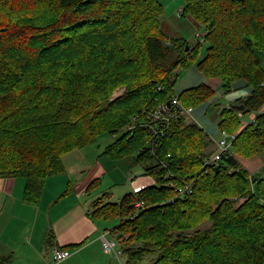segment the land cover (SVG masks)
Here are the masks:
<instances>
[{"label": "trees", "instance_id": "obj_1", "mask_svg": "<svg viewBox=\"0 0 264 264\" xmlns=\"http://www.w3.org/2000/svg\"><path fill=\"white\" fill-rule=\"evenodd\" d=\"M185 2L183 16L205 27L203 58L201 43L169 33L158 0H0V178H26L24 201L38 205L65 155L116 137L104 154L133 157L157 181L92 203L93 219L119 222L110 231L127 264H264V180L237 158L264 155V0ZM194 63L226 91L251 87L223 110L219 127L236 139L211 164L212 143L189 118L149 129L175 97L189 108L214 96L206 85L175 94L177 69Z\"/></svg>", "mask_w": 264, "mask_h": 264}, {"label": "crops", "instance_id": "obj_2", "mask_svg": "<svg viewBox=\"0 0 264 264\" xmlns=\"http://www.w3.org/2000/svg\"><path fill=\"white\" fill-rule=\"evenodd\" d=\"M158 1L163 6L164 12L165 7L172 2L181 1L182 8L186 6L185 0ZM180 15L183 16V12ZM204 34L205 27L202 25L201 31L196 33L197 41L193 43L194 45L188 41L191 46L201 43V51H205L206 55L208 45L205 43ZM172 35L184 37L176 32ZM184 68L188 71H184L183 68L178 71L180 77L176 79L174 87L176 95L200 85H206L215 91L214 96L209 100L192 107L194 111L191 118L201 124L200 128L203 127L201 129H204L212 143L207 150L217 156L220 154L218 144L224 132L219 127L221 114L239 98H248L251 87L246 80L240 79L232 84L230 91H226L221 79L206 77L196 63ZM256 116V113H251L242 116L241 119L246 125L253 122ZM85 149L87 147L64 156L65 172L47 178L38 205L24 201L26 178H0V260L7 257L5 264H123L118 261H122L124 255L120 259L113 258L102 250V235L116 238L110 231L112 228L108 226V222L116 221L98 220L90 216L92 203L98 199V196L94 193V189H89V185L95 180L100 185L101 177L103 179L109 177L108 189L127 182L133 186V193H136L135 188L143 189L149 186L144 178L132 174V164H143H137L132 157L133 161L128 164L131 171L123 175V172H127L126 169L123 172L117 170L121 165H112L113 162L107 158L113 161L116 159L104 154V151L101 153L100 149L94 163L84 165L75 162L74 159L70 160L72 156H78ZM237 158L251 178L264 180V155L248 158L237 156ZM117 176H123L124 179L116 178ZM107 194L110 199V193ZM55 247L67 248L71 252L70 257L55 263L52 254Z\"/></svg>", "mask_w": 264, "mask_h": 264}, {"label": "rangeland", "instance_id": "obj_3", "mask_svg": "<svg viewBox=\"0 0 264 264\" xmlns=\"http://www.w3.org/2000/svg\"><path fill=\"white\" fill-rule=\"evenodd\" d=\"M182 6H183V3H181V1H179L178 3L172 2L170 3L169 6H166L165 12H164V24L167 27L169 33L172 34L173 32H176L184 36L187 40L191 42L192 45H194L193 43L197 41L196 33L197 31H201L202 25L196 22L191 16H188L187 14L185 16H181L180 14L182 13V10L184 9L182 8ZM200 34H202V32ZM204 55H205V51H201V56L204 57ZM179 69H182V67H179L177 69V72L179 71ZM183 69L184 71H188L187 68H183ZM179 72L177 74V78L180 74ZM122 90L123 89L119 90L118 93H121ZM115 140H116V137H112V136L103 137L98 140V143H95L94 145H91L87 147V149L81 151L78 156H72L70 160L74 159L75 162H80V163H83L84 165L94 163L97 160L98 149H100V152L102 153L105 150V148L109 146L111 143H113ZM107 159L113 162L112 165L113 164L121 165L120 168H117V170L123 172L124 169H126L127 172H123L122 173L123 175L130 173L131 169H130V165L128 164L133 161L132 157H125L122 160L116 159L114 161L111 160L109 157ZM132 165H133L132 174L134 175L138 174L137 176L139 177L141 176L142 178H144L145 182L148 185L157 184V181L153 177L150 178V176L148 175L144 176L145 174L144 164L143 165L132 164ZM132 177H135V176L132 175ZM101 178L102 179H101L100 185H98V181H97L95 188H93L94 193L97 194L98 198L102 197L106 193H110L111 196H110L109 202L119 203L126 194L133 193V186H131L130 183L124 182L121 185H115V187H111L110 189H108L110 178L109 177H106L105 179H103V177ZM116 178L124 179L123 176L122 177L117 176ZM118 224L119 222H114V223L108 222V226H110L111 228H113V226H117ZM154 258L155 256L146 257L144 261L142 262V264L151 263L152 261H154ZM118 262L119 263L123 262V264H127V257L124 256L122 258V261H118Z\"/></svg>", "mask_w": 264, "mask_h": 264}, {"label": "built area", "instance_id": "obj_4", "mask_svg": "<svg viewBox=\"0 0 264 264\" xmlns=\"http://www.w3.org/2000/svg\"><path fill=\"white\" fill-rule=\"evenodd\" d=\"M122 93H123V90L121 93H118L117 95H121ZM173 105L177 107V110L175 112H173V110H170V108L167 107V105H160L158 109L152 114L151 116L152 122L153 123L156 122L157 123L156 125L161 127L159 131L157 127H155L156 126L155 123L153 124V126L149 125L150 127L149 129L155 135H158V133L160 132L161 133L165 132V129H167V127L169 126V124L172 122L173 119H176L178 117V114L189 118L193 124L200 127V124H198V122L195 119L191 118L193 116V111H194L192 107L182 108L179 104L178 97L174 98ZM133 128L134 126H131L127 128L126 131L127 130L130 131ZM235 139H236L235 134L230 135V134L223 132L222 139L220 140L218 144L220 154L217 156H214L212 160L208 161L207 163L211 164L213 162H217L221 154L228 153L229 150L231 149L232 142ZM170 185L171 187L175 188V191L180 195L190 194L192 192V186L188 184H185L183 187H175L173 184H170ZM140 190H141L140 187L135 188L136 193H138ZM142 205L143 203L141 202L137 203V206H142ZM101 244H102V250L106 255H109L113 258H119V259L123 256V251L120 248L119 243L115 238H109L106 235H102ZM52 254H53L54 262L59 263L69 258L71 255V252L67 249L55 247L53 248Z\"/></svg>", "mask_w": 264, "mask_h": 264}, {"label": "water", "instance_id": "obj_5", "mask_svg": "<svg viewBox=\"0 0 264 264\" xmlns=\"http://www.w3.org/2000/svg\"><path fill=\"white\" fill-rule=\"evenodd\" d=\"M187 50H189V47H187Z\"/></svg>", "mask_w": 264, "mask_h": 264}]
</instances>
